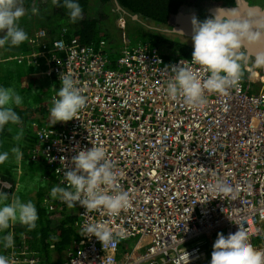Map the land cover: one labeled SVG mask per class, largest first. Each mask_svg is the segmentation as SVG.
<instances>
[{
	"label": "built area",
	"instance_id": "obj_1",
	"mask_svg": "<svg viewBox=\"0 0 264 264\" xmlns=\"http://www.w3.org/2000/svg\"><path fill=\"white\" fill-rule=\"evenodd\" d=\"M124 24L119 17V27ZM46 39L37 31L30 45L40 48L25 59L43 58L58 89L60 75L70 74L85 105L60 128L37 127L31 159L41 156L61 185L63 170L57 169L71 170L79 151L102 147L118 173V184L108 191H128L131 207L111 217L77 203L80 238L62 261L43 263L36 251L14 241L13 248L0 246L9 264H207L209 237L220 228L225 235L235 231L237 221L250 243L264 250V88L250 92L247 75L248 84L241 80L227 95L205 92L207 106L198 109L166 92L173 65L206 79L191 55L167 61L141 42L110 58L76 36ZM217 180L238 191H211ZM93 223L114 232L123 228L127 238L102 247L84 236Z\"/></svg>",
	"mask_w": 264,
	"mask_h": 264
},
{
	"label": "clouds",
	"instance_id": "obj_2",
	"mask_svg": "<svg viewBox=\"0 0 264 264\" xmlns=\"http://www.w3.org/2000/svg\"><path fill=\"white\" fill-rule=\"evenodd\" d=\"M68 11L71 22L82 19L83 9L78 0H52L55 5H61ZM35 11V9H33ZM23 0H0V48L6 44L19 46L28 40L27 33L19 27L18 21L25 15ZM119 19V18H118ZM191 23V41L193 51L191 64L201 66L208 74L201 80L198 73L191 67L170 66L174 76L168 82L166 92L172 100L183 102L194 108L203 109L207 106V93L227 95L230 89L236 88L244 75V69H264V16H257L255 11H241L238 8L225 10L217 9L215 13L204 20L193 17ZM180 34L185 35L184 32ZM246 48H256L253 56H249ZM60 87L56 96L52 98L49 109V120L52 125L58 122H68L85 105V97L81 89L76 86L70 74H61ZM22 97L12 87L0 86V130L5 125L20 123V117L13 106H19ZM18 134L15 139L19 140ZM11 152L15 154L17 162L23 158L19 147ZM9 157L8 152H0V164ZM54 158L49 162H53ZM73 168L63 170L61 185L52 187L50 195L59 199L69 208L77 203L86 212H107L111 217H117L124 210L131 207L128 191H113L118 184V173L113 170L106 151L99 146H92L81 150L72 157ZM4 188L11 185L3 182ZM210 190L225 196L235 194L238 190L223 180H217L210 186ZM9 195L0 191V233H4L10 226L19 223L29 229L36 228L39 219L33 202L22 201L18 196L11 199ZM229 234L217 233L213 244L209 264H264V250L255 248L249 241L248 232L240 227ZM85 237H95L102 247L116 243V238L126 239V230L120 228L115 232L103 223L88 224L83 229ZM3 248L14 247V236L11 232L0 239ZM0 264H9L6 256L0 255Z\"/></svg>",
	"mask_w": 264,
	"mask_h": 264
},
{
	"label": "trees",
	"instance_id": "obj_3",
	"mask_svg": "<svg viewBox=\"0 0 264 264\" xmlns=\"http://www.w3.org/2000/svg\"><path fill=\"white\" fill-rule=\"evenodd\" d=\"M78 2L83 9V16L82 19L77 20L75 23L72 22L71 24L68 11L62 6V2L61 5H55L52 3V0H23V7L26 9V12L25 15L18 21L19 27L27 33L28 37L33 36L34 33L35 36L37 31L43 30L49 40V43L54 38H59L61 34L65 39L76 36L81 43L91 45L94 49H106L105 52L108 56L110 58H114L118 50L114 49L112 46H106V38L103 36V29L100 27L101 19L95 16V14H97V10H102L106 13V16L103 17L106 18V20H115L116 18L123 17L126 25H134L138 23L140 26L141 24L140 33L143 37L141 36L140 38L137 35L139 41L149 42L152 46L156 47L160 55L168 61L178 57H188L193 51V45H190L185 41H181L179 38L169 36L172 34L177 37H188L172 31L174 26H184L186 22L189 21V18L195 17L194 15L197 11L199 13H203V17L206 19L215 13L217 9L223 8L225 10H229L235 4L234 0H78ZM247 2L264 7V0H247ZM117 6H119V9ZM33 9H35V11H33ZM133 15H136L135 19L132 17ZM99 16L102 17L101 12H99ZM0 35L3 34L0 33ZM27 41L28 40L21 43L19 48L18 46H14V48H17L15 50L11 48L9 44L0 48V51L3 50V56H1L2 59L0 60V86H12L13 88L15 80L18 77H22L21 67L22 64H24L23 61L26 60V55L24 54H26L30 49ZM141 42H138L136 45ZM12 66L16 68L13 70ZM16 92L19 93V90ZM35 99L39 102V97H36ZM51 101L52 100L50 98V102ZM26 103L27 100L22 101L21 105L13 107L25 124L23 129L28 131V135L24 138L21 137L19 140H16V135H13L16 127L11 123L5 125L4 128L0 130V152L9 153L8 159L4 161V163L0 164V190H2V192H7V190L12 191V186L15 185V181H18L19 179L22 181L24 179L25 174L27 173V166L31 165L30 163L38 162V159L42 158L39 156L35 160L31 159L33 147L37 144V138L36 135L34 137L35 133L33 134L32 129L35 127L37 129V127L42 126L43 124H45L43 126L51 128H60L64 123L58 122L55 125H52L49 120V109L52 104L49 102L42 103V106L39 107L37 113H32L34 110L26 108ZM14 147H19L23 153V158L19 162H17L15 154L11 152V149ZM24 163L27 164V166L24 165ZM51 174L52 179L54 180V186H57L56 179L52 171ZM3 182L10 184L11 188H4ZM41 190L42 188H37L34 196H30L26 198V200H23V192L20 189H17L15 191V197L18 196L22 201H31L34 203L38 215L43 214L42 217L45 218L44 222L42 221L43 225L40 228V232H45V230L49 232V225L52 226L53 222L49 217L54 214V202L57 203V200H47L46 205L48 204L49 207L48 209L45 208L42 205L44 202L42 201L43 191ZM7 195H9L10 200L11 193L9 192ZM9 200L6 201V203L9 202ZM70 218L71 217H69V219ZM69 219L67 220L69 221ZM78 220L79 217L77 215V219L74 220L75 225H72L75 226L78 231L75 241H78L80 238V227L77 224ZM67 222L62 221L56 226V228L60 231V241L56 245L57 248H62L64 244L69 243L72 235H74V230L71 225H67ZM46 225L48 227L47 229ZM23 227L25 226L19 223L10 226V228L5 230L4 233H0V239H2V237L9 232H14L19 236L27 234L28 229H23ZM38 233H34V235L36 236ZM31 234H33L32 229H30V235ZM14 239L16 240L17 236L16 238L14 237ZM44 239L45 238L42 237L39 241L43 242ZM0 246H2V244H0ZM30 249L38 253L37 250L32 248ZM41 261L43 263L48 262L43 259H41Z\"/></svg>",
	"mask_w": 264,
	"mask_h": 264
},
{
	"label": "crops",
	"instance_id": "obj_4",
	"mask_svg": "<svg viewBox=\"0 0 264 264\" xmlns=\"http://www.w3.org/2000/svg\"><path fill=\"white\" fill-rule=\"evenodd\" d=\"M33 36H30L27 41L28 45L30 46V49L24 55H29L33 49L40 48L39 46L30 45V40ZM19 47L20 46H18V48ZM11 48H13L14 50L17 49V48H14V46H11ZM120 49H118V52H116V56L120 53ZM103 50L106 51V49H103ZM1 56H3V50L0 51V60L2 59ZM23 63L24 64H22V67H21L22 77L21 78L18 77L15 80L13 88H15V91L19 90L18 94L22 97V101L27 100V103L25 104L26 108H30L34 110V112L32 113H37L39 110V107L42 106V103L49 102L50 104H52L50 102L51 95L53 93L54 94L57 93L58 91L57 80L53 76L52 72L50 71L49 64L43 58H39L35 61H29L26 59L25 61H23ZM12 68L14 70V68L16 67L12 66ZM257 70L258 69H253V71L257 72L258 74ZM250 76L253 80L262 81L260 74L258 77L254 76V78L252 77L251 74ZM262 82L264 83V77H263ZM253 93H256V92H253ZM36 97H39V102H37L38 100L35 99ZM13 125L16 127L14 129L15 132L13 135L17 136L18 134L21 133V130H22V135H21L22 138L28 135V131H25L23 129L25 124L23 123L21 118H20V123L13 124ZM35 129L36 127L32 129L33 134L35 133ZM34 137H35V134H34ZM38 160L39 161L36 163H30L31 165L29 166H27V164L24 163V165L27 166V173L25 174L24 179L22 181L20 179L18 181H15V185L12 186V191L7 190L8 193L4 191L7 194H9L10 192L12 199L16 196L15 191L17 189H20L23 192L22 199L26 200V198L30 196H34V194L37 191V188L39 189L42 188L41 190L43 191L42 201L46 205L47 200L50 199V195L47 191V188H52L54 187L55 184H54V180L52 179V174L49 169V166L46 165L47 163L45 162V160L43 158H40ZM55 200H57V198H55ZM57 203L60 204L61 206H59L58 210L55 207V209L53 210L54 214H52L49 217L53 221L52 226L49 225V232L45 230V232H40L36 234V236L33 233L29 236L30 238H27L26 234H22L19 236L15 234L14 232H11L15 238L17 236V239L16 240L14 239L16 243L18 244L24 243L29 248L37 250L41 259L48 261L46 263L52 262L55 259H60L59 261H62L64 259V256L66 255V252L73 249L74 245L72 241H75V238H77L76 234L78 233L76 227L72 226V225H75L74 220L77 219V215H78L76 207L73 206L69 208L65 203L61 202L59 199ZM69 217L71 218L69 219ZM67 219H69V221ZM62 221H65V222L68 221L67 225H71L72 229L74 230V235H72L69 243L64 244L62 248H57L56 245L60 241L59 239L60 231L56 228V226L60 224ZM47 228L48 227L46 225V229ZM42 237L45 238L43 242L39 241L41 240Z\"/></svg>",
	"mask_w": 264,
	"mask_h": 264
},
{
	"label": "rangeland",
	"instance_id": "obj_5",
	"mask_svg": "<svg viewBox=\"0 0 264 264\" xmlns=\"http://www.w3.org/2000/svg\"><path fill=\"white\" fill-rule=\"evenodd\" d=\"M99 12H101L102 17L99 16ZM95 16L101 19L100 27L103 29V31H102L103 32V36L106 38L105 39L106 40V46L109 45V46H112L114 49L118 50V49L122 48L123 46L131 47V46L136 45L138 42H141V41H139V38H138V36L140 38H141V36L143 37V35L140 33L141 24H140V26H139L138 23L134 24V25H131V24L126 25V22H125L124 27H119L118 18H116L115 20L113 19L114 22H113L112 19L106 20V18H103V17L106 16V13L104 11H102V10H97V14H95ZM195 17L200 19V20H204L203 13H199L198 11L196 12ZM145 23H148V22H145ZM125 25H126V27H125ZM169 36L174 37V38H179L181 41H185L188 44L192 45L191 38L183 37V36H178L177 37L176 35H172V34H170ZM250 67H251V65H249V68ZM249 68H245L244 69V75H243V77L241 79L244 85L248 84V80H249L248 76H250V74H251V72L249 71ZM259 70L260 69L257 70L258 74H256L255 76L258 77L259 74H260V76L262 78V81H263L264 71L262 69L260 71ZM247 71H248V73H247ZM252 71H253V69H252ZM262 81L261 80L256 81V80L251 79L250 82H249V85H250L249 91L250 92L261 91L264 88V83ZM51 189L52 188H48V190H47L49 195H50ZM11 199L12 198L10 196V200ZM49 200L54 201L55 198L51 197V195H50V199ZM57 201H58V199H57ZM24 202H27V201H24ZM5 203H6V201H5ZM54 204H55V207H56L57 210L59 209V206H61L60 204H57L56 202H54ZM42 205L45 208H47V209L49 207L48 204L45 205L44 203H42ZM45 208H43V209H45ZM42 215L43 214H39L38 215L39 219L36 222V228L32 229L33 233H38V232L40 233V228L43 225L42 221L45 220V218L42 217ZM24 228L28 229V232H27L28 235L26 234V236H27V238H30L29 237L30 236V229L27 228V226L23 227V229ZM217 233H222V229L220 228L218 231L215 232V234L213 236L209 237V239H208V243H207V264H209L210 259H211V253H212V250H213V244H214V241L217 238ZM132 241L133 240L129 241L128 243H130ZM59 260L60 259H55L54 261L55 262H59Z\"/></svg>",
	"mask_w": 264,
	"mask_h": 264
},
{
	"label": "water",
	"instance_id": "obj_6",
	"mask_svg": "<svg viewBox=\"0 0 264 264\" xmlns=\"http://www.w3.org/2000/svg\"><path fill=\"white\" fill-rule=\"evenodd\" d=\"M234 2H235L234 6H232L230 9L238 8L241 11L253 10L255 11L257 16H264V7L258 4H250L247 2V0H234ZM117 7L119 9V6ZM132 17L135 19L136 15H133ZM191 19L192 18H189V21H187L184 26H179V27L174 26L172 28V31H175L177 33L184 32L185 36L191 37V23H190ZM245 51L247 52L249 56H253L255 52L257 51V49L256 48H246Z\"/></svg>",
	"mask_w": 264,
	"mask_h": 264
},
{
	"label": "bare ground",
	"instance_id": "obj_7",
	"mask_svg": "<svg viewBox=\"0 0 264 264\" xmlns=\"http://www.w3.org/2000/svg\"><path fill=\"white\" fill-rule=\"evenodd\" d=\"M255 72V71H254ZM257 74V72H255V75Z\"/></svg>",
	"mask_w": 264,
	"mask_h": 264
}]
</instances>
